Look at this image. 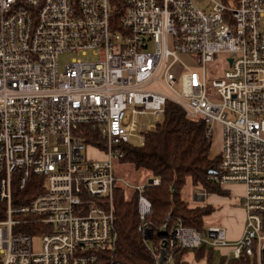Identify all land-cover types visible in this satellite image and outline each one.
Returning a JSON list of instances; mask_svg holds the SVG:
<instances>
[{"label": "built area", "instance_id": "2783aa9c", "mask_svg": "<svg viewBox=\"0 0 264 264\" xmlns=\"http://www.w3.org/2000/svg\"><path fill=\"white\" fill-rule=\"evenodd\" d=\"M209 1L205 11L194 0H0V264H117L114 193L129 184L114 162L126 145L145 142L169 102L202 118L208 137L221 125L220 163L209 180L245 187L246 223L236 242L218 225L206 235L162 225L166 264L175 242L229 248L225 264H264V0ZM64 53L80 58L61 70ZM180 54L201 69L186 66L179 78L172 70L184 67ZM222 54L229 67L210 92L206 68ZM149 113L155 122L143 124L139 116ZM88 145L105 158H87ZM32 177L43 191L15 202L14 187L24 190ZM159 184L131 187L146 243L154 232L143 188Z\"/></svg>", "mask_w": 264, "mask_h": 264}, {"label": "trees", "instance_id": "16d2710c", "mask_svg": "<svg viewBox=\"0 0 264 264\" xmlns=\"http://www.w3.org/2000/svg\"><path fill=\"white\" fill-rule=\"evenodd\" d=\"M207 132V125L202 118L193 119L187 116L181 106L169 102L164 121L147 135L145 142L125 146V155L121 161L131 164L138 171L150 173V180L159 178L160 184L143 188V195L152 204V213L146 218L149 229L154 232V238L147 243L144 234L138 230V191L132 189L128 194L126 187L120 185L115 188L113 203L119 237L114 260L117 264H158L156 256L161 251L160 227L164 224L168 225V230L182 224L207 234L204 219L212 214L214 207L192 206L182 194L189 180L194 187H201L208 193L226 194L221 187L209 180V172L218 168L220 158H210L213 144ZM87 136L88 142L103 147L102 141L98 142L100 139L96 133H89ZM38 179L41 178L32 177L24 190L14 187L15 202L25 203L37 197L43 191L38 186ZM1 208L0 204V210ZM3 215V212L0 213V220L5 218ZM23 230L31 233L29 226ZM173 246L168 250L169 255H172L170 264H188L185 257L189 253H193L198 262L203 258L210 261L216 250L205 244L199 248H181L175 242ZM225 262L226 257L223 256L221 263ZM230 264L252 263L231 260Z\"/></svg>", "mask_w": 264, "mask_h": 264}, {"label": "rangeland", "instance_id": "374dc122", "mask_svg": "<svg viewBox=\"0 0 264 264\" xmlns=\"http://www.w3.org/2000/svg\"><path fill=\"white\" fill-rule=\"evenodd\" d=\"M194 1H196V4L199 8H201L205 11L210 9V1L209 0H194ZM72 58H80V56H76V55L69 54V53H64L63 55L60 56L59 62H60L61 70H63L65 64L68 63ZM179 58L184 62V64H185L184 67L180 68L179 65H181L182 63L179 62L178 66H176L172 70L173 73H175L179 78L182 74H184L188 71V68L192 69V70L201 69L200 65L198 64V62L195 58H191L189 55H185V54H180ZM228 58H229L228 55L222 54V55H219L214 62L208 64V66L206 68V72H207V78H208V83H209V87H210V92H212V87H211L212 81L222 78L223 75L225 74V70L228 69V67H229ZM139 120H141L143 124L155 122V118L153 117V115H151V113H149L148 115H145V116H139ZM162 122H160V123H162ZM213 130H214V132H213V135L211 137L213 147L211 150L210 157L212 156L213 159H217L219 157V155L221 153V149H222L223 130H222L221 125H219V124H215ZM98 142H101V141H98ZM101 143L103 144V142H101ZM103 152L104 151H99V150L93 148V146L88 145L87 149L84 151V154L87 155V158H89L90 160H95V159L97 160V159L105 158V154ZM114 174H115V176H117L121 180V184H124V182L129 184V187H126V189L128 190V194L130 191H132V188H131L132 186L144 184L151 179L150 173H148L146 171H142V170L138 171V170L134 169L131 164L123 162L121 160H115V162H114ZM229 185L230 186H239V185H235V184H229ZM240 185H242V184H240ZM199 192H201V194H202V193H205L206 191H205V189H203L201 187H194L192 182L189 180L187 182V184L185 185L182 194H183V198L187 202H189L192 206L204 205V204H206L205 202L197 201V199L199 197V195H198ZM216 210H217V208L215 207V211ZM220 222H221L220 219H217V217L214 216L213 213H212V215H210L204 219L205 227L218 225V226H222L225 228V226L222 225ZM245 223H246V220H245ZM40 246H41V237L35 238L34 250L36 253H39L41 251ZM191 254L192 253H189V255H191Z\"/></svg>", "mask_w": 264, "mask_h": 264}, {"label": "crops", "instance_id": "0c3cea01", "mask_svg": "<svg viewBox=\"0 0 264 264\" xmlns=\"http://www.w3.org/2000/svg\"><path fill=\"white\" fill-rule=\"evenodd\" d=\"M210 158H212V156ZM222 190L226 192V194L208 193L207 191L201 194V192H199L197 201L205 202L206 204L204 205H211L217 208L215 211L214 207V211L212 212L213 215L216 216L217 219H220V223L225 226L229 242H236L243 235L246 220L241 201L245 187L242 185H226ZM226 254H230L229 257L232 259L231 250L229 248H224L216 249L210 261L203 258L198 262L195 260L193 253L186 256L185 260H187L188 264H222V257Z\"/></svg>", "mask_w": 264, "mask_h": 264}, {"label": "water", "instance_id": "95a60500", "mask_svg": "<svg viewBox=\"0 0 264 264\" xmlns=\"http://www.w3.org/2000/svg\"><path fill=\"white\" fill-rule=\"evenodd\" d=\"M214 172V169L210 170V174ZM153 234V232H151V235ZM166 258H167V247L163 246V248L160 251V255L157 259L158 264H166Z\"/></svg>", "mask_w": 264, "mask_h": 264}]
</instances>
